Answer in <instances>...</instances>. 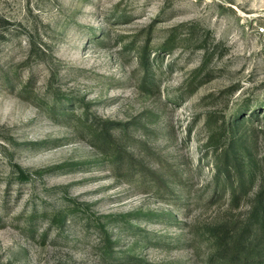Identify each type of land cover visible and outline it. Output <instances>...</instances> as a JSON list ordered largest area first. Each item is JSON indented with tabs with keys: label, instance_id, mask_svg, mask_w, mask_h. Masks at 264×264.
<instances>
[{
	"label": "rangeland",
	"instance_id": "rangeland-1",
	"mask_svg": "<svg viewBox=\"0 0 264 264\" xmlns=\"http://www.w3.org/2000/svg\"><path fill=\"white\" fill-rule=\"evenodd\" d=\"M263 101L264 0H0V264H209L205 138Z\"/></svg>",
	"mask_w": 264,
	"mask_h": 264
},
{
	"label": "trees",
	"instance_id": "trees-1",
	"mask_svg": "<svg viewBox=\"0 0 264 264\" xmlns=\"http://www.w3.org/2000/svg\"><path fill=\"white\" fill-rule=\"evenodd\" d=\"M245 105L205 138L207 154L212 152V197L229 201L227 211L215 216L209 264L215 261L220 264H264V251L255 252L249 248L256 235L264 234V118L260 119L261 123H256L260 114H264V103ZM116 126L110 121L100 124L90 136L99 148L102 145L105 149L112 148L116 136L111 130ZM111 161L114 170L130 166L150 172L131 153L119 148H113ZM20 170L22 174L27 173L22 167ZM151 178L168 188L167 180L160 173L151 172ZM245 199L250 200V206L247 216L241 220L233 210Z\"/></svg>",
	"mask_w": 264,
	"mask_h": 264
}]
</instances>
